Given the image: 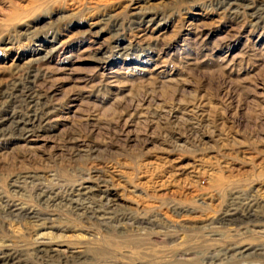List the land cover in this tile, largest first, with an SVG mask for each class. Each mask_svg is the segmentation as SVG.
<instances>
[{"label":"rangeland","instance_id":"obj_1","mask_svg":"<svg viewBox=\"0 0 264 264\" xmlns=\"http://www.w3.org/2000/svg\"><path fill=\"white\" fill-rule=\"evenodd\" d=\"M0 264H264V0H0Z\"/></svg>","mask_w":264,"mask_h":264},{"label":"bare ground","instance_id":"obj_2","mask_svg":"<svg viewBox=\"0 0 264 264\" xmlns=\"http://www.w3.org/2000/svg\"><path fill=\"white\" fill-rule=\"evenodd\" d=\"M147 22V21H146ZM149 24V23H148ZM147 24V25H148ZM145 29V28H144ZM33 93V92H32ZM32 103H33V101H31ZM35 105V104H34ZM39 122H41V119L39 118V116H37L35 113L33 114V115H31L30 116V118L28 119V121L27 122H25L24 124H23V128L25 129V128H30L31 126H33L34 124H39ZM48 243V239H47V235L46 234H41V235H39L38 236V242H37V244L39 245V246H43V247H45L46 245H47V243Z\"/></svg>","mask_w":264,"mask_h":264}]
</instances>
